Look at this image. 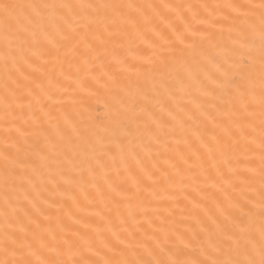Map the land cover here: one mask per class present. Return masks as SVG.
Returning <instances> with one entry per match:
<instances>
[{
	"label": "snow or ice",
	"instance_id": "obj_1",
	"mask_svg": "<svg viewBox=\"0 0 264 264\" xmlns=\"http://www.w3.org/2000/svg\"><path fill=\"white\" fill-rule=\"evenodd\" d=\"M0 264H264V0H0Z\"/></svg>",
	"mask_w": 264,
	"mask_h": 264
},
{
	"label": "bare ground",
	"instance_id": "obj_2",
	"mask_svg": "<svg viewBox=\"0 0 264 264\" xmlns=\"http://www.w3.org/2000/svg\"><path fill=\"white\" fill-rule=\"evenodd\" d=\"M138 2L160 3L162 0H138ZM172 2H181V0H172ZM189 2L200 3L204 2V0H189ZM207 2H216V0H207ZM106 101V97H101L98 100L93 101V111L91 112V117L93 118V122L96 124H103L107 122V109L105 108Z\"/></svg>",
	"mask_w": 264,
	"mask_h": 264
}]
</instances>
